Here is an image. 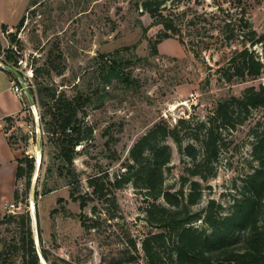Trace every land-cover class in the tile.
I'll use <instances>...</instances> for the list:
<instances>
[{
  "label": "rangeland",
  "instance_id": "374dc122",
  "mask_svg": "<svg viewBox=\"0 0 264 264\" xmlns=\"http://www.w3.org/2000/svg\"><path fill=\"white\" fill-rule=\"evenodd\" d=\"M141 1L0 0V15L7 23L27 5L18 30L0 31V61L10 55L17 64H7L15 68H22L18 63L25 61L26 69L39 70L37 82L52 84L68 96L79 92L91 100L84 107L85 114L80 113L85 139L76 147L70 166L45 135L39 138L38 148L34 128H27L33 118L25 100L22 113L5 126L20 159L31 158L34 164L26 198L22 178L16 183L19 198L13 204L15 214L27 211L30 215L36 253L41 258L42 250L48 253L47 262L42 258L40 264H50L55 258L70 264H107L125 248L134 253L129 247L132 242L140 252L139 240L148 229L142 194L132 184L114 190L109 202L93 198L83 210L69 198L71 188L90 196L87 178L100 172L107 173L109 179L120 175L130 148L154 124L163 120L173 127L179 118L189 119L190 134L199 135L198 124L207 120L219 101L238 97L245 88L264 81L226 83L218 79L216 71L240 46V39L226 41L213 27L212 18L225 17L236 24L244 19L261 33L264 0H164V13H185L180 33L161 41L157 56L150 55L148 41L154 40L162 28L142 12ZM32 2L36 4L31 6ZM190 20L193 27L187 25ZM195 29L200 33L196 34ZM10 34H16L17 45L10 43ZM252 50L262 53L259 46ZM110 62L122 66L129 85L102 84L100 71L104 63ZM262 127L264 109H257L241 125L224 133L215 176L200 182L202 198L195 209L203 208L210 199L225 208L230 205L232 195L255 166L252 133ZM187 143L194 142L185 139L183 146ZM162 144L171 150L169 170L164 173L165 187L175 191L190 161L173 140L167 138ZM58 199L62 201L58 203ZM79 214L87 224L90 220L96 222V228L84 230L76 217ZM18 232L14 225L1 227L0 251L6 264H20L12 247ZM140 256L138 262L128 264H144Z\"/></svg>",
  "mask_w": 264,
  "mask_h": 264
},
{
  "label": "trees",
  "instance_id": "16d2710c",
  "mask_svg": "<svg viewBox=\"0 0 264 264\" xmlns=\"http://www.w3.org/2000/svg\"><path fill=\"white\" fill-rule=\"evenodd\" d=\"M35 4L36 2H32L31 6ZM163 4L164 0H143L139 4L153 24L162 28L154 40L148 41L151 56L158 55L157 46L161 41L178 35L182 27L185 12L164 13ZM212 18H215L213 27L226 41L240 39V46L232 50L226 64L216 71L218 79L226 83L264 79V31L257 33L244 19L238 20L236 24L225 17ZM23 20L24 16L15 26L16 30ZM187 25L193 27V21L190 20ZM202 29L205 30L200 28ZM145 30L146 28L143 29L144 32ZM200 30L195 29V33L199 34ZM3 31H6L5 28ZM15 37L16 34H10V43L17 45ZM256 46L261 48L260 55L252 50ZM16 55L20 54L16 52ZM10 61L17 64V59L7 55L6 62ZM57 73L61 74V71ZM38 74V69L32 70L34 88L29 86V92L38 106L45 136L51 140L54 149L59 151L62 160L70 166L72 155L77 152L76 147L85 139L80 113L85 114L84 107L91 100L79 92L68 96L52 84L37 82ZM100 75L103 85H111L113 82L130 84L128 75L116 62H110L109 65L104 63ZM257 109H264V81L257 87L245 88L238 97L230 96L219 101L207 120L198 124L199 135L190 134L192 122L189 119L179 118L173 127L163 120L154 124L130 148L129 158L120 175L109 179L107 173L100 172L87 178L90 196L86 193L80 195L75 187L71 188L69 198L78 202L81 210L93 198L111 201L109 195L129 183L142 194L144 221L148 230L139 240L140 252L136 243L132 242L129 247L134 253L125 248L107 264L138 262L140 255L144 264H264V127L252 133L254 143L251 157L255 166L243 178L240 189L232 195L230 205L225 208L210 199L203 208L195 209L202 198L200 182H206L215 176V163L224 133L241 125L252 110ZM87 131L89 130L85 129ZM167 138L173 140L180 153L190 161L184 167L185 175L180 177L179 188L175 191L165 187L164 173L169 170L171 150L162 141ZM185 139L194 143L183 146ZM33 171L31 158L18 160L15 180L25 179V198ZM74 182L75 180L72 181ZM18 198L19 194L15 189L13 202L17 203ZM61 201L57 200L58 203ZM76 217L86 231L97 226L92 220L87 224L80 214ZM7 225H14L19 230L12 247L18 254L20 264H40L29 213H7L0 220V241L1 227ZM41 253L47 262L48 253L45 250ZM3 254L0 251V264L6 262ZM59 262L70 264L58 258L50 264Z\"/></svg>",
  "mask_w": 264,
  "mask_h": 264
},
{
  "label": "crops",
  "instance_id": "0c3cea01",
  "mask_svg": "<svg viewBox=\"0 0 264 264\" xmlns=\"http://www.w3.org/2000/svg\"><path fill=\"white\" fill-rule=\"evenodd\" d=\"M29 1V0H28ZM28 4V3H27ZM27 6V5H26ZM25 7L19 9L13 17V21L6 22L5 16L0 15V31L5 32L12 30L21 17ZM0 33V34H1ZM15 80L5 70L0 69V220L3 218L5 205L13 203V193L16 188L15 173L20 159L18 150L14 149L10 135L5 126L6 118L13 119L20 115L24 109L23 100L12 93ZM32 206V204H31Z\"/></svg>",
  "mask_w": 264,
  "mask_h": 264
},
{
  "label": "built area",
  "instance_id": "2783aa9c",
  "mask_svg": "<svg viewBox=\"0 0 264 264\" xmlns=\"http://www.w3.org/2000/svg\"><path fill=\"white\" fill-rule=\"evenodd\" d=\"M0 62L7 63L6 61H0ZM19 64H22V68H16V69L23 76L25 83L27 84V87L29 88V86H30L33 88L32 80H31L32 79V69L31 68L26 69V62L25 61H23V62L19 61L18 65ZM12 90L18 98H20L21 100H25L22 88L18 82L13 85ZM25 102H26V100H25ZM26 106L28 107V105H26ZM28 109L32 114L33 120H32V125H30V126L28 125L27 128L30 129V127L32 126L34 128L33 132H34L35 136L37 138H41V136H44L45 133L43 131V126L41 124L38 106L35 103V105L33 107H28ZM38 155L40 157V151H39ZM15 209H16V206L13 203L5 205L3 207V210L5 212L4 214H7V213L15 214V212H14Z\"/></svg>",
  "mask_w": 264,
  "mask_h": 264
},
{
  "label": "water",
  "instance_id": "95a60500",
  "mask_svg": "<svg viewBox=\"0 0 264 264\" xmlns=\"http://www.w3.org/2000/svg\"><path fill=\"white\" fill-rule=\"evenodd\" d=\"M0 68H2L3 70L7 71L8 73H10L16 80L17 82L20 84L25 100L27 102L28 107H33L35 105V101L32 97V95L29 92V89L27 87V84L25 83V80L23 78V76L21 75V73L13 66L7 64V63H3L0 62ZM37 146L38 148H40V139L38 138L37 140ZM7 216V214L3 215V218H5ZM39 260L41 262L42 258L39 254V252H37Z\"/></svg>",
  "mask_w": 264,
  "mask_h": 264
},
{
  "label": "bare ground",
  "instance_id": "6f19581e",
  "mask_svg": "<svg viewBox=\"0 0 264 264\" xmlns=\"http://www.w3.org/2000/svg\"><path fill=\"white\" fill-rule=\"evenodd\" d=\"M174 108V107H173ZM35 152H37V151H35ZM39 153V152H38ZM37 155V154H36ZM37 159H39V155H37ZM44 264V263H43Z\"/></svg>",
  "mask_w": 264,
  "mask_h": 264
}]
</instances>
